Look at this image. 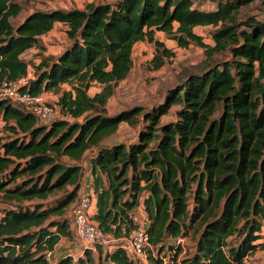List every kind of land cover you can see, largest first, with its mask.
<instances>
[{
	"label": "trees",
	"instance_id": "16d2710c",
	"mask_svg": "<svg viewBox=\"0 0 264 264\" xmlns=\"http://www.w3.org/2000/svg\"><path fill=\"white\" fill-rule=\"evenodd\" d=\"M254 2L264 4L225 0L206 10L200 0H115L36 11L14 26L22 6L0 0V87L27 78L22 56L56 25L66 27L69 40L60 55L40 56L22 88L58 95L56 120L40 124L12 100H0V264H51L47 254L55 262L61 241L73 240L67 213L80 198L88 155L92 220L122 239L143 208L149 264H245L264 251V19L240 18ZM200 27L214 28V47L195 32ZM159 32L181 48H202L205 59L159 107L108 115L138 43L154 45L153 71L174 56ZM225 51L231 58L215 61ZM94 84L102 91L91 97ZM173 108L175 119L162 122ZM123 125L136 134L119 139ZM187 238L191 247L177 243ZM97 247L96 255L86 248L84 257L65 255L55 264H142L120 247Z\"/></svg>",
	"mask_w": 264,
	"mask_h": 264
},
{
	"label": "rangeland",
	"instance_id": "374dc122",
	"mask_svg": "<svg viewBox=\"0 0 264 264\" xmlns=\"http://www.w3.org/2000/svg\"><path fill=\"white\" fill-rule=\"evenodd\" d=\"M115 0H17L22 6V11L18 17L12 19V24L17 26L25 20L27 16L36 11H50L55 9L70 10L78 9L83 10L88 4H100V3H112ZM217 1L225 0H200L201 8L206 10H213L216 6ZM247 17H255L259 20L264 19V4L261 2H254L251 5L241 9L240 18L246 19ZM66 27L58 24L55 28L47 35L40 38L39 47L33 48L26 52L22 58L30 64L29 67V80L34 78L33 65L39 64L40 56L42 54L46 56H58L60 55L65 47L69 44V40L66 37ZM214 28L203 27L197 28L195 32L202 37L203 42L207 45L214 47V41L212 39V33ZM156 38L163 42L165 46L170 49L174 56L166 61L163 68L158 71H153L150 65L151 60L155 55V47L153 44L148 42L138 43L133 51V68L130 76L124 82H121L115 89L113 97L109 100L106 110L108 115H115L123 110L138 106L146 111H151L154 108L159 107L165 100V96L168 90L174 87L184 77V73L199 65L205 59L204 50L195 44H191L188 48H181L177 42L170 39L164 33H156ZM231 58L230 52L225 51L216 53L214 56L215 61H224ZM64 89H70L69 86H65ZM102 91V87L98 84H94L89 91V95L92 97ZM57 96V97H56ZM59 96L53 93H47L45 101L52 106H57ZM176 108H173L170 113L162 118V122H169L175 119ZM59 112V109H58ZM59 114V113H58ZM60 115V114H59ZM4 122L0 118V137L4 133ZM136 130L123 125L119 133V139H126L129 136H134ZM57 196V195H56ZM51 197L52 201L54 200ZM51 202V201H50ZM35 203L27 202L23 205L29 207ZM3 207L0 205V210ZM71 207L68 210L67 216L71 220ZM77 239V240H76ZM191 239V237H190ZM190 239H182L177 243H181L186 247H191L192 242ZM65 246H71V242L77 243V248L70 249L67 255L74 256L75 259L84 257L83 245L87 246V243L73 236V240L64 239ZM176 243V242H174ZM79 244V245H78ZM93 249V246H89ZM96 246H94V254H97ZM264 257H259L257 260L261 261ZM254 261H248L247 264H253ZM149 264V263H148Z\"/></svg>",
	"mask_w": 264,
	"mask_h": 264
},
{
	"label": "built area",
	"instance_id": "2783aa9c",
	"mask_svg": "<svg viewBox=\"0 0 264 264\" xmlns=\"http://www.w3.org/2000/svg\"><path fill=\"white\" fill-rule=\"evenodd\" d=\"M29 76V75H28ZM23 78L16 83L5 82L0 87V100L10 99L24 110L32 113L40 124L49 125L59 117L57 107L52 106L42 96H33L22 88L27 87L29 83V77ZM88 187L85 186V189ZM89 190V189H88ZM90 191V190H89ZM84 191L71 213V223L74 235L76 238L84 241L89 246H103L109 250L115 247L122 248L129 258L135 262L142 264H148V251L151 249L149 242V235L147 229L149 227V221L147 216L135 213L133 220L137 224V227L131 231V233L122 239H112L109 235L105 234L98 225L92 220V216L95 212V206L93 204L94 193ZM53 253L47 254V259L51 264ZM258 258H254L253 264H258ZM250 261L249 257L246 259L245 264ZM264 264V260L261 261ZM259 264H261L259 262Z\"/></svg>",
	"mask_w": 264,
	"mask_h": 264
},
{
	"label": "crops",
	"instance_id": "0c3cea01",
	"mask_svg": "<svg viewBox=\"0 0 264 264\" xmlns=\"http://www.w3.org/2000/svg\"><path fill=\"white\" fill-rule=\"evenodd\" d=\"M46 96H47V93H44V94L42 95V97H43L44 99H45ZM56 97H57V96H56ZM89 156H90V155H88V156L85 158V160L83 161V163H82V165H83V167H84V169H85V173H84V178H83V182H82V184H83V188H82V190L80 191V195H81L84 191L88 192V189H90V183H91L92 174H91L90 166H89V158H90ZM85 185L88 187L87 189H85ZM93 204H94V206H95V209H97V208H96V196H94ZM95 211H96V210H95ZM138 212H139L140 215H144V216L146 215V213H145V211H144L143 208H140ZM65 242H66V241H61V243L57 246L56 251H55V262H56L57 259H59L60 257L65 256V255H67V254H71V253H69V250H70V249H75V248L78 247V246H77V243H74V242H71V243H70L71 246H69V245L65 246V245H64ZM78 245H79V244H78ZM83 246H84V248L87 247V246H85V245H83ZM259 257H261V258L264 257V251H260V252L256 253L254 256H250V257H249V260L251 261V260H253L254 258H259Z\"/></svg>",
	"mask_w": 264,
	"mask_h": 264
}]
</instances>
